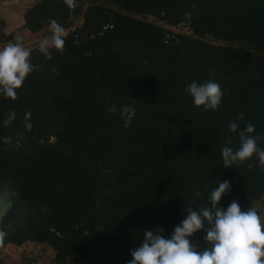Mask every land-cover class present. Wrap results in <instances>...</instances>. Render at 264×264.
I'll list each match as a JSON object with an SVG mask.
<instances>
[{"label": "trees", "instance_id": "16d2710c", "mask_svg": "<svg viewBox=\"0 0 264 264\" xmlns=\"http://www.w3.org/2000/svg\"><path fill=\"white\" fill-rule=\"evenodd\" d=\"M23 17L30 33L56 20L64 45L51 58L28 47L33 71L15 99L0 95V190L13 197L0 207L22 205L20 221L0 225L1 246L51 247L53 264H127L145 230L169 235L225 179L221 206L263 215L264 168L255 155L225 168L221 150L248 124L264 149V0H80L76 15L36 0ZM182 24L190 33L170 28ZM192 80L220 84L217 111L193 106ZM110 105L135 108L129 127Z\"/></svg>", "mask_w": 264, "mask_h": 264}, {"label": "clouds", "instance_id": "9594fccd", "mask_svg": "<svg viewBox=\"0 0 264 264\" xmlns=\"http://www.w3.org/2000/svg\"><path fill=\"white\" fill-rule=\"evenodd\" d=\"M51 37L39 43V51L51 58V49L63 50V27L54 19L49 21ZM31 49L20 42L9 43L0 48V95L15 99L19 89L34 66L30 61ZM184 91L192 98L195 107L203 111H217L223 97L218 82L207 80L199 83L196 80L186 83ZM108 111L119 112L123 126L129 127L135 108L131 105H110ZM14 113L12 116L14 117ZM240 113L238 120L243 119ZM30 113L25 114V127L30 129ZM5 125L8 121L6 120ZM239 124L231 121L228 129L237 132ZM255 126L248 124L240 130L239 147L233 149L232 141L226 140L221 150L222 165L231 168L234 164L258 160V166L264 168V149L257 145L259 135H251ZM8 142V138H5ZM249 163V167H251ZM231 190L229 180H219L213 188L204 206L198 203L186 204L183 219L175 225L171 233L165 236L162 227L145 230L139 245L130 249L131 259L127 264H264V217L256 208L242 210L238 201L233 200L226 207L219 204L222 196ZM195 192L196 198L200 197ZM193 205H196L195 209ZM203 230L200 241L191 239Z\"/></svg>", "mask_w": 264, "mask_h": 264}, {"label": "crops", "instance_id": "0c3cea01", "mask_svg": "<svg viewBox=\"0 0 264 264\" xmlns=\"http://www.w3.org/2000/svg\"><path fill=\"white\" fill-rule=\"evenodd\" d=\"M35 1L36 0H0V48H3L9 43L16 42H20L25 48L30 46L35 47L39 46L40 41L43 39L51 37V33L46 30L39 33H30L23 28L24 11ZM11 34H13V36H11ZM262 206V217H264V200L262 201ZM5 217L6 216H4V219ZM31 244L34 245L35 243ZM7 246L15 245L10 243Z\"/></svg>", "mask_w": 264, "mask_h": 264}, {"label": "rangeland", "instance_id": "374dc122", "mask_svg": "<svg viewBox=\"0 0 264 264\" xmlns=\"http://www.w3.org/2000/svg\"><path fill=\"white\" fill-rule=\"evenodd\" d=\"M170 28L175 32L190 33L188 26L184 24L178 26H171ZM7 194V192L2 191L0 192V197L4 201H6V203H11L13 197L11 195V197L8 196ZM3 204H5V202H3ZM7 211L8 210H4L3 205L0 207V224L2 223V219H4V216H10L11 212H13V216L8 219L9 224H13L16 223L17 220H21L22 216H20V212L22 211V205L19 204L15 208L13 205H10V212L8 214ZM0 252L4 254L7 264H53V259L55 257V251L53 250V248H44L43 246H38V244L33 245L31 243H26L20 247L0 245ZM30 259L35 261H32L31 263Z\"/></svg>", "mask_w": 264, "mask_h": 264}, {"label": "water", "instance_id": "95a60500", "mask_svg": "<svg viewBox=\"0 0 264 264\" xmlns=\"http://www.w3.org/2000/svg\"><path fill=\"white\" fill-rule=\"evenodd\" d=\"M72 9V14L76 15L79 0H65Z\"/></svg>", "mask_w": 264, "mask_h": 264}, {"label": "flooded vegetation", "instance_id": "af4514ba", "mask_svg": "<svg viewBox=\"0 0 264 264\" xmlns=\"http://www.w3.org/2000/svg\"><path fill=\"white\" fill-rule=\"evenodd\" d=\"M79 2H80V0H79ZM8 211H7V214L10 212V207L7 209ZM6 212V211H5ZM10 217H12V216H7L6 215V217H5V219H3L2 220V223L0 224V225H2V224H4L5 222H9V221H7ZM1 218V217H0Z\"/></svg>", "mask_w": 264, "mask_h": 264}, {"label": "built area", "instance_id": "2783aa9c", "mask_svg": "<svg viewBox=\"0 0 264 264\" xmlns=\"http://www.w3.org/2000/svg\"><path fill=\"white\" fill-rule=\"evenodd\" d=\"M113 25L112 24H108L104 27V30L107 29V28H111Z\"/></svg>", "mask_w": 264, "mask_h": 264}]
</instances>
